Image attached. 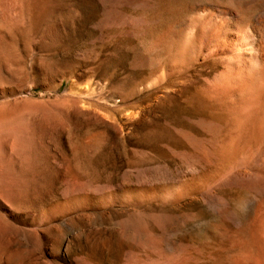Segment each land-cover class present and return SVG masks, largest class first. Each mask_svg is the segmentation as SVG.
<instances>
[{"label": "rangeland", "instance_id": "1", "mask_svg": "<svg viewBox=\"0 0 264 264\" xmlns=\"http://www.w3.org/2000/svg\"><path fill=\"white\" fill-rule=\"evenodd\" d=\"M263 15L0 0V264H264Z\"/></svg>", "mask_w": 264, "mask_h": 264}, {"label": "bare ground", "instance_id": "2", "mask_svg": "<svg viewBox=\"0 0 264 264\" xmlns=\"http://www.w3.org/2000/svg\"><path fill=\"white\" fill-rule=\"evenodd\" d=\"M224 43H226L225 45L228 47L226 48L228 49L227 51H229L234 57L236 58L237 57L240 58L241 56L243 57L245 56L243 52L249 51L251 54L250 56L251 60H253L256 63V65H263L264 64V15L263 18L259 19L256 23L250 24L248 26L247 32L243 34L242 33L235 34L233 38H231L230 40L227 39V42Z\"/></svg>", "mask_w": 264, "mask_h": 264}]
</instances>
